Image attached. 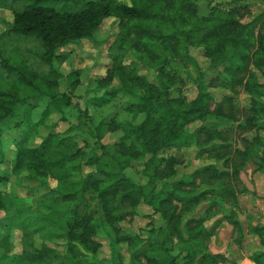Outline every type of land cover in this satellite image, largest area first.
<instances>
[{
  "label": "trees",
  "instance_id": "16d2710c",
  "mask_svg": "<svg viewBox=\"0 0 264 264\" xmlns=\"http://www.w3.org/2000/svg\"><path fill=\"white\" fill-rule=\"evenodd\" d=\"M8 1L17 5L2 45L34 38L41 46L35 54L47 70L30 65L26 54L16 49L0 59V185L23 171L49 176L56 184L26 205L21 198L0 192V211L5 214L0 218V264H103L97 258L102 238L108 240L110 264H228L208 245L224 221L233 227L237 242L243 238L236 183L246 161L256 160L258 154L236 146L237 140L247 141L231 133L254 129L252 141L261 143L257 131L259 115L264 114V100H258L264 97V7L253 15L251 0L214 4L205 0L207 12L200 15V0H0V4ZM48 2L67 7L58 9ZM108 18L115 19L117 32L109 46L110 63L96 80L105 86L117 81L108 99L127 97L125 110L135 122L101 119L91 130L94 145L88 151L68 132L40 135L38 128L51 104L66 97L55 91L60 73L53 63L60 50L90 38ZM191 48L202 51L209 70L220 68L226 77L203 81L205 73ZM127 55L144 68H155L154 81L126 63ZM172 58L189 60L197 71L192 99L173 94L182 80L165 67ZM255 70L263 75L262 82ZM211 87L225 90L224 95L215 99ZM238 87L251 94L247 114L235 105ZM45 96L48 106L34 121L32 111ZM194 123L190 131L188 126ZM116 130L121 134L114 142H103ZM36 136L38 144L28 145ZM189 146L196 148V157L206 153L222 161V167L209 162L178 177L177 166L185 161L175 153H163ZM261 151L255 169L259 171L264 168ZM138 161L145 184L126 174ZM141 203L150 208L147 222L138 232L124 230L120 223L132 218ZM13 206L15 215L9 218L6 214ZM15 220L18 251H13L9 239L10 221ZM248 230L264 247V223ZM251 258L264 264V249Z\"/></svg>",
  "mask_w": 264,
  "mask_h": 264
},
{
  "label": "rangeland",
  "instance_id": "374dc122",
  "mask_svg": "<svg viewBox=\"0 0 264 264\" xmlns=\"http://www.w3.org/2000/svg\"><path fill=\"white\" fill-rule=\"evenodd\" d=\"M128 2L129 0H121ZM225 0H212V3L223 2ZM50 5L56 6L58 9L66 8V5L61 3L55 5L53 2H48ZM17 5V4H16ZM13 2H6L0 4V59L2 57H7L8 53L12 49H16L20 52V55L26 54L28 57V62L30 65L37 67L40 71H46L47 66L40 62L38 53L41 50L39 41L34 40V38L26 39H14L6 46L2 45V38L4 34L8 31L9 26L12 22V9L16 7ZM251 12L253 15L258 13L264 7L263 0H251L249 2ZM65 6V7H64ZM207 1L200 0L198 2V12L200 15L207 12ZM248 17L244 18L243 21H247ZM117 32V26L115 19L108 18L104 20L102 25L94 31L90 38H85L77 42H71L64 46L59 53L61 55L57 57L53 63L55 69L60 73V78L57 81V87L55 91L58 93H63L66 97L62 100H56L51 104L49 108V114L46 116L44 123L39 126L38 131L40 135H45L49 131H56L59 133H67L79 144L88 151L90 147L94 145V139L92 138L91 130H93L95 124H97L101 119H116L120 122H135L132 120V116L125 110L126 100L122 94H118L114 97L108 99V92L110 88L116 87L118 85L115 80L112 85H99L97 83L98 76L105 73V69L110 63V57L108 55L109 46L114 40L115 33ZM5 38V37H4ZM7 40V38H6ZM18 48V49H17ZM190 53L198 61L201 70L205 73L203 81L208 82L212 77H226L225 72L221 71L220 68L209 70L208 69V59L202 55L200 49L191 48ZM126 63H132L138 69L139 73L145 75L150 81H154L156 76L155 68H144L138 62V60L132 55H127L125 58ZM166 69L174 74L180 76L182 82L177 84L176 88L173 90V94L182 93L187 99H192L197 92L196 87V77L197 71L193 64L186 59L172 58L166 63ZM76 71L78 74H76ZM257 73L258 81H263V75L260 71L255 70ZM74 82L75 86L72 87L71 83ZM210 91L214 93L215 99H219L224 95L225 90L219 87H211ZM227 91V90H226ZM251 94H248L242 87H238V93L234 95L235 105L238 110H242L244 114L249 113L248 109L251 106ZM106 99V100H102ZM258 100H264V97H258ZM49 98L47 96L43 97L39 105L32 111V117L34 121L41 118L42 113L48 106ZM258 116V115H257ZM264 114H260L258 121L261 122V128L257 131L259 136V144L253 143L252 136L255 135L256 131L254 129H249L245 133H240L239 131L231 133L233 138L240 139L243 137L245 143L242 140H237L236 146L244 149L250 147L258 155L257 159L250 162L248 159L245 166L238 174V182L236 183V188L239 191L237 198L240 194L249 192L251 188V176L260 172L264 175V168L262 171L255 170L257 164L259 165V157L262 158V151L264 149ZM138 118L137 121H140ZM225 122V121H223ZM230 124V122H225ZM224 124V123H223ZM197 124L189 125V130H193ZM12 131H10V134ZM120 130L114 132H108L103 138V142L112 143L119 135ZM8 136L3 138V148L5 152L8 151ZM40 141L38 136L31 137L28 141V145H36ZM234 142V141H233ZM88 144V146H86ZM175 153L180 155L185 161L184 164L177 166V176H185L190 174L195 168L200 167L209 162H215L218 167H222V161H215L214 158L209 157L208 154L204 153L200 157H196V148L194 146H189L182 150L170 149L163 153L164 155ZM264 165V163H263ZM264 167V166H263ZM143 164L142 161L134 162L131 168L126 170V174L136 183L145 184L147 182L146 176L142 172ZM264 177V176H263ZM251 183V184H250ZM55 180L49 176H39L30 174L28 171H23L19 175H11L6 181L4 186L0 185V192L5 193L8 197H18L25 202V205L31 202L33 199H37L44 192L55 187ZM238 205V201H237ZM258 210L259 206H256ZM150 212V208L145 204H139L136 208V214L132 218H127L120 223V226L129 232H138L147 222L148 218L146 213ZM4 212L0 211V218L4 216ZM9 218L15 215L14 206L6 214ZM264 216V215H263ZM264 223V218H261ZM11 228L9 230L10 242L14 245L13 251H18L19 248V237L20 232L14 226L17 222L10 221ZM263 223H257L256 225H261ZM36 244H39L40 239L35 237ZM102 247L98 253L97 258L102 261L103 264H110L109 256L110 249L108 240L106 238L101 239ZM125 251V247H121ZM0 246V253H1ZM127 257V254H126Z\"/></svg>",
  "mask_w": 264,
  "mask_h": 264
},
{
  "label": "crops",
  "instance_id": "0c3cea01",
  "mask_svg": "<svg viewBox=\"0 0 264 264\" xmlns=\"http://www.w3.org/2000/svg\"><path fill=\"white\" fill-rule=\"evenodd\" d=\"M264 175L260 172L251 176L249 192L238 196L237 215L243 226V238L236 241V232L233 227L222 222L209 241V250L221 253L228 259V264H256L251 256L263 251L257 234L250 232L249 227L263 223L264 218ZM256 206H259V210ZM212 222V221H211ZM209 222L208 224H210Z\"/></svg>",
  "mask_w": 264,
  "mask_h": 264
}]
</instances>
